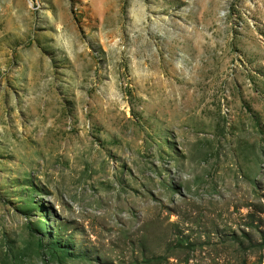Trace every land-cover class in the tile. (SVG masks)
Wrapping results in <instances>:
<instances>
[{
  "label": "rangeland",
  "instance_id": "obj_1",
  "mask_svg": "<svg viewBox=\"0 0 264 264\" xmlns=\"http://www.w3.org/2000/svg\"><path fill=\"white\" fill-rule=\"evenodd\" d=\"M263 209L264 0H0V264H264Z\"/></svg>",
  "mask_w": 264,
  "mask_h": 264
},
{
  "label": "trees",
  "instance_id": "obj_2",
  "mask_svg": "<svg viewBox=\"0 0 264 264\" xmlns=\"http://www.w3.org/2000/svg\"><path fill=\"white\" fill-rule=\"evenodd\" d=\"M263 211H264V209H263ZM251 226V225H250ZM263 244V243H262Z\"/></svg>",
  "mask_w": 264,
  "mask_h": 264
}]
</instances>
